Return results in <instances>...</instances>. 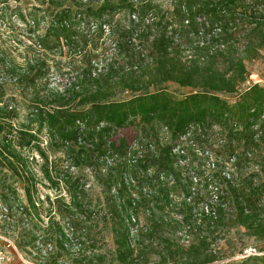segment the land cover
Instances as JSON below:
<instances>
[{
    "label": "trees",
    "instance_id": "trees-1",
    "mask_svg": "<svg viewBox=\"0 0 264 264\" xmlns=\"http://www.w3.org/2000/svg\"><path fill=\"white\" fill-rule=\"evenodd\" d=\"M41 5L52 20L37 46L88 65L82 86L32 101L27 124L14 123L16 106L0 107V214L17 250L47 264H214L219 232L241 227L264 242V86L238 89L264 48V0ZM186 44L193 54L183 58ZM43 66L18 80L33 74L37 91ZM166 83L192 92L178 99ZM124 91L133 96L118 99Z\"/></svg>",
    "mask_w": 264,
    "mask_h": 264
},
{
    "label": "rangeland",
    "instance_id": "rangeland-1",
    "mask_svg": "<svg viewBox=\"0 0 264 264\" xmlns=\"http://www.w3.org/2000/svg\"><path fill=\"white\" fill-rule=\"evenodd\" d=\"M3 1L0 0V107L8 102L9 105L16 106L18 118L14 120V123L20 126L28 123L31 102L35 101L38 96L43 101H47L51 94H64L78 85L82 86L83 83L80 81L79 75L83 73V69L88 64L83 55H68L66 48L49 53L37 46L38 37L45 35L52 20V9L48 5H41L43 0H20L19 2L8 0V3H3ZM154 2L162 4L165 9H172V0H154ZM33 20L36 21L35 25ZM126 22L124 14H118L114 24L125 25ZM198 24L201 23L198 22ZM188 47L191 46L188 44L184 46L188 50L183 54V58L193 54V51ZM100 52L101 49L94 53L98 55ZM108 54L107 57H113L114 51L110 50ZM103 58L100 55L97 61L106 64ZM32 65L40 68L44 67L43 65L49 67L48 70L46 68V72H43L47 74L38 81L37 91L29 84L33 74L26 75L28 79L22 83L21 80H18L19 76H24L25 71L29 70L28 67ZM10 66H13L15 70L13 71ZM248 69L250 75L245 82L240 83L238 89L243 90L254 83L264 86V48L260 52V58L248 64ZM162 88H166L178 99L192 92V89L183 88L174 83H166L162 85ZM157 90L158 87L150 88V92ZM117 94L118 99L133 96L130 91ZM224 97L228 101H233L232 95L227 94ZM125 133L132 142L137 137V133L132 128ZM45 135V132L41 135L42 147L47 145L48 140ZM49 155L51 160L56 158L62 160L63 158L61 153H49ZM212 160H215V156L211 158V162ZM41 164L42 159L40 158L39 163L34 166L39 170ZM65 166V162H60V171H64ZM78 174L84 176L86 172L80 171ZM88 180L89 185H92L93 179L89 177ZM97 191L99 190L97 189ZM40 193L42 197L46 194L54 196L52 190L42 187H40ZM5 228L0 214V264H47L50 261L44 254L42 256L21 254L14 244V238L4 234ZM212 241L211 248L219 255V260L214 264H240L256 250L259 255H264V250H261L264 249V242L252 237L248 231L241 227H235L230 232L226 230L219 232L214 235ZM58 264H70V262L60 259Z\"/></svg>",
    "mask_w": 264,
    "mask_h": 264
},
{
    "label": "built area",
    "instance_id": "built-area-1",
    "mask_svg": "<svg viewBox=\"0 0 264 264\" xmlns=\"http://www.w3.org/2000/svg\"><path fill=\"white\" fill-rule=\"evenodd\" d=\"M197 21L200 22V23H203L204 21H206V19H205V18H198ZM214 198L217 199V197H214ZM253 254H254V253H253ZM251 255H252V254H251Z\"/></svg>",
    "mask_w": 264,
    "mask_h": 264
}]
</instances>
